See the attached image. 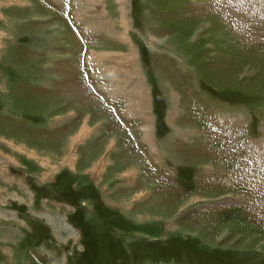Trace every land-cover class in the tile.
<instances>
[{
  "label": "rangeland",
  "instance_id": "1",
  "mask_svg": "<svg viewBox=\"0 0 264 264\" xmlns=\"http://www.w3.org/2000/svg\"><path fill=\"white\" fill-rule=\"evenodd\" d=\"M0 155V264H264V0H0Z\"/></svg>",
  "mask_w": 264,
  "mask_h": 264
},
{
  "label": "bare ground",
  "instance_id": "2",
  "mask_svg": "<svg viewBox=\"0 0 264 264\" xmlns=\"http://www.w3.org/2000/svg\"><path fill=\"white\" fill-rule=\"evenodd\" d=\"M122 2H127V3H129V0H121ZM58 3H59V1H58ZM124 12H126V10L124 11ZM124 16H126V13L124 14ZM127 20V19H126ZM82 22V21H81ZM126 22V27H128L129 26V21L127 20V21H125ZM125 34V33H124ZM126 35V34H125ZM125 38V37H124ZM121 39V38H120ZM130 46H131V49H132V51H131V53H134V54H130V56H127V57H125L123 54H120L119 52H111V51H108V50H101V51H97V50H92L91 49V51H90V57H94L93 59L95 60L94 62L97 64V63H100V58H104V57H107V56H109V54L111 55V54H113V56H115V58L114 59H119V60H125V61H127V62H129V64H128V67L131 69V71H133V72H129L130 74L132 73H136V74H140V66H139V63H138V59H137V54H138V50H137V48L136 47H133L132 46V44H131V42H130ZM122 53V52H121ZM130 53V52H129ZM128 54V53H127ZM126 54V55H127ZM112 57V56H111ZM117 57V58H116ZM110 61V60H109ZM112 61V60H111ZM125 61H124V63H125ZM110 64H111V62H110ZM115 65V63L113 64V66ZM105 67H104V69H105V71H109V72H112V73H114V75H113V77H115V78H112V80H113V84L114 85H117V86H120L121 88H124V86L126 85V83H128V81H125L126 79H122V78H120V77H116L115 76V74H117V73H120V72H123V73H125V74H127L126 72H124V70H120L119 68H117V66L116 67H109V66H106V65H104ZM120 67V66H119ZM111 68H113V69H111ZM115 68H117V69H115ZM122 68V67H121ZM122 73V74H123ZM135 75V74H134ZM133 75V76H134ZM120 76V75H119ZM137 76V75H136ZM126 77H127V75H126ZM136 78H134L133 77V81H136L135 80ZM132 81V82H133ZM111 85V84H110ZM109 85V86H110ZM131 85V84H130ZM106 88V87H105ZM128 87L126 86V89H127ZM125 89V88H124ZM130 90H132L133 92H135V93H137L138 95H139V98L140 99H142L143 101H145V102H147V104L146 105H150V96H149V93H148V91H147V87H146V84H145V82H144V79H142V77H140V78H138V80H137V82H134V85L133 86H131L130 88H129ZM107 90H108V87H107ZM117 90V89H116ZM120 90V89H119ZM138 90V91H137ZM112 91V90H111ZM131 91V92H132ZM113 92V91H112ZM132 92V93H133Z\"/></svg>",
  "mask_w": 264,
  "mask_h": 264
},
{
  "label": "crops",
  "instance_id": "3",
  "mask_svg": "<svg viewBox=\"0 0 264 264\" xmlns=\"http://www.w3.org/2000/svg\"><path fill=\"white\" fill-rule=\"evenodd\" d=\"M129 143L131 144V141L129 140ZM129 144V146H131ZM132 147V146H131ZM133 148V147H132ZM136 148V147H135ZM134 149V148H133ZM135 150V152H137V154H138V151L136 150V149H134ZM130 151V150H129ZM139 155V154H138ZM4 160L5 159H1V155H0V161H2V162H4ZM112 160H108V162H106V163H110ZM8 161H6V163H7ZM6 163H4V164H0V195H1V193L3 192L4 194H2L3 195V198L4 199H7V197L6 196H8V195H10V196H12V197H14V196H17V193L19 194V192H17V190L18 189H16L17 187H14L13 186V182L12 181H9L8 179H7V176L9 175V174H11V172L6 168ZM122 164V163H121ZM120 171V170H119ZM118 171V172H119ZM117 173V172H116ZM18 178H20L19 180H18V182H20V184H21V179H23L24 178V176L21 178V176H19L18 175ZM129 178L131 179V174H130V176H129ZM136 177L132 174V179H135ZM25 179V178H24ZM121 179V180H120ZM116 180H120L119 182H117V183H120L121 181H123L124 180V178H121L120 177V175L118 176V175H116ZM19 187V186H18ZM22 190H23V192H25L24 194H26V195H28V193H32L33 192V194H35L34 193V191L33 190H31L30 188H28V187H22ZM1 195V196H2ZM20 195V194H19ZM22 199H23V196H22ZM2 200V198H0V201ZM30 209V208H29ZM7 210H6V207H4L3 209H1L0 210V214H2L1 216H4L5 218L6 217H8L7 215H6V212ZM11 216V215H10ZM31 220H35V219H30L29 221H30V224H32V222H31ZM44 225H43V223H41V227H43ZM10 230V229H9ZM30 230H32L33 231V228H32V225H31V228H30ZM37 230V231H36ZM39 227H37V229L36 228H34V234H37V232L39 233ZM5 227L4 226H1L0 225V239H3V240H6V236H5ZM2 234V235H1ZM12 234V233H11ZM0 248L3 250V249H6V246H5V243L4 244H1L0 245Z\"/></svg>",
  "mask_w": 264,
  "mask_h": 264
}]
</instances>
